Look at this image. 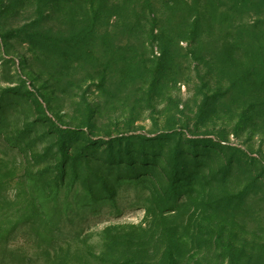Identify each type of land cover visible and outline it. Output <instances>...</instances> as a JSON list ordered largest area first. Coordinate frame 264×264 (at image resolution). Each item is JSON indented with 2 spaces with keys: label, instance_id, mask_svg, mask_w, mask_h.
<instances>
[{
  "label": "rangeland",
  "instance_id": "1",
  "mask_svg": "<svg viewBox=\"0 0 264 264\" xmlns=\"http://www.w3.org/2000/svg\"><path fill=\"white\" fill-rule=\"evenodd\" d=\"M0 264H264V0H0Z\"/></svg>",
  "mask_w": 264,
  "mask_h": 264
}]
</instances>
